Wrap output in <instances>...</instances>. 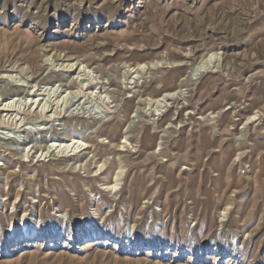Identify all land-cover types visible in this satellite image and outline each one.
I'll list each match as a JSON object with an SVG mask.
<instances>
[{"label": "rangeland", "instance_id": "1", "mask_svg": "<svg viewBox=\"0 0 264 264\" xmlns=\"http://www.w3.org/2000/svg\"><path fill=\"white\" fill-rule=\"evenodd\" d=\"M0 164V264H264V0H0Z\"/></svg>", "mask_w": 264, "mask_h": 264}, {"label": "bare ground", "instance_id": "2", "mask_svg": "<svg viewBox=\"0 0 264 264\" xmlns=\"http://www.w3.org/2000/svg\"><path fill=\"white\" fill-rule=\"evenodd\" d=\"M216 56L217 55L214 53H206L205 56L203 57V59L200 62H198L191 69V71L188 73L187 78L184 79V81L185 80L197 81L201 75L208 72V70L210 69V66L214 63ZM67 67L74 68L75 66L72 64H68ZM143 67H144V65H139V68H143ZM151 67H153V66H151ZM9 79H10V77H9ZM181 96H182V90H177V91L165 92L164 94H162V96H160L157 99H150V100L147 99V100L149 101V103H148L149 105H153V107H156L158 109V110H156L158 112L157 115H161L162 114L161 111L168 106L170 101H175V100L179 99ZM5 107H8V108L13 107V108L17 109L18 106H17V104L15 106H13L12 103H9V104H6ZM43 109H46V105H44ZM9 111H12V110H9ZM14 111H16V110H14ZM123 143H125V142H123ZM57 146H58V144H57V142H55V143H53V146H51V147H57ZM61 146L64 147L63 149H65V150H63V152L67 153L69 151L73 155H78L79 153H81V148H83L82 142L78 139H75V138L72 139L71 144L61 143L59 145V147H61ZM159 147H161V142H160Z\"/></svg>", "mask_w": 264, "mask_h": 264}]
</instances>
